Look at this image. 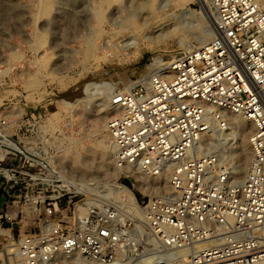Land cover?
Here are the masks:
<instances>
[{"label": "rangeland", "instance_id": "rangeland-1", "mask_svg": "<svg viewBox=\"0 0 264 264\" xmlns=\"http://www.w3.org/2000/svg\"><path fill=\"white\" fill-rule=\"evenodd\" d=\"M183 2L0 0V152H16L20 164L32 156L49 164L44 171L49 197H0V232H4L0 252L9 240L17 245L21 237L38 234L43 227L50 238L67 239L74 245L62 249L58 261L81 258L89 264H157L178 259L177 251L166 247L147 224V210L151 209L149 216H163L171 196L140 194L134 189L132 173L118 171L117 180L108 178L109 172L97 159L108 146L106 132L96 128L95 110L87 118L84 113L86 102L106 99V90L115 93L130 86L144 74L151 59L187 46L198 47L196 39L205 27L212 30L213 10L210 2V16L203 15L194 2L187 5L186 10L198 13L204 25L192 22L180 30L179 4ZM130 40L136 46L106 59L97 50L104 43ZM70 50L78 55L70 60L58 57ZM89 83L99 88L88 100L85 87ZM32 103L38 105L35 113L29 110ZM20 108L21 114L9 115ZM101 116L106 131L113 115ZM208 151L218 155L215 148ZM91 154L97 157L89 174L69 168L70 159ZM219 159L232 171L231 160ZM115 187H127L134 194L150 241L141 238L139 222L126 199L113 193ZM92 193L96 197H87ZM80 208L86 213L81 214ZM141 258L147 260L137 262ZM0 264H20V259L17 254L6 259L0 256Z\"/></svg>", "mask_w": 264, "mask_h": 264}, {"label": "built area", "instance_id": "built-area-1", "mask_svg": "<svg viewBox=\"0 0 264 264\" xmlns=\"http://www.w3.org/2000/svg\"><path fill=\"white\" fill-rule=\"evenodd\" d=\"M210 4L206 45L151 59L142 76L113 93L107 142L124 173H168L166 213L147 210L150 230L166 247L185 251L188 264H264V242L249 234L264 225V0ZM225 112L253 125L252 159L236 183L218 155L198 146L213 128L225 130ZM48 168L34 156L22 164L16 152L0 156V197H49ZM226 233L240 237L222 242ZM50 235L42 227L21 237L20 264H52L74 246Z\"/></svg>", "mask_w": 264, "mask_h": 264}, {"label": "bare ground", "instance_id": "bare-ground-1", "mask_svg": "<svg viewBox=\"0 0 264 264\" xmlns=\"http://www.w3.org/2000/svg\"><path fill=\"white\" fill-rule=\"evenodd\" d=\"M192 2L199 5L201 12L203 15L210 16L209 12H207V2H210V0H184L183 3L180 5L181 15H180V22H179V28L180 30H186L188 25L192 22H196L198 25H204V21L199 16V14H195L194 12H190L189 10H186V6L191 4ZM196 18V19H195ZM210 18H212V30L205 27L203 33L201 36H199L196 41L198 47L201 48L204 45H206L213 37V24H214V13H211ZM130 46H136L135 40H130L129 42L124 43H104L97 47V50L102 52L103 57L106 59L109 56L115 55L116 52L122 51L123 49H126ZM185 49L192 50L195 49L194 46H187ZM85 54H88V51L85 52ZM78 55L77 51H66L63 55H59L61 59L62 57H66L67 60L72 59ZM98 85L89 83L85 87L86 92V99H90L95 91L98 89ZM106 99L101 101V103H96V101L91 100V102L85 103V113L84 117L87 118L89 116V112L93 109L97 114L93 115V121L95 123V126L97 129L102 130L101 132H106L104 126H101V122L104 117H100L101 114H107V115H114L115 108L112 106V96L114 91L106 90ZM22 109L11 111L9 112V115L17 116L21 114ZM87 112V113H86ZM224 121H225V130L222 131L218 129L217 127L213 128L212 130L208 131L207 134H205L199 142V147L203 149H209V148H215L217 150L218 156L220 158L225 157L226 159L231 160L232 164V183H236L237 181L241 180L245 174V171L252 159V151H251V145H250V134L253 130V125L244 120L241 115L225 112L222 114ZM104 139L108 141L107 134L105 133ZM107 147L105 146L102 150V152L99 155V159L102 164L105 167L106 173H108V178H112L113 180L118 179V171H123L122 169H119L114 161H112L113 155L111 151H107ZM110 149V148H109ZM4 155V153L0 152V156ZM94 154L91 155H81L80 158L75 157L70 159L68 162L69 168H73L76 170H79L81 172L90 173L92 171L91 165L95 159ZM58 167V165H57ZM110 169V170H109ZM111 170H114L113 172H110ZM115 170L117 171L115 174ZM136 180L134 189L138 191L142 195H150L153 196L154 194H159L161 197H170L171 196V190L168 182V173L160 175V176H146L139 172L132 173ZM81 190V189H79ZM89 190V189H88ZM113 193L116 195H119L121 197H124L128 203V208L131 210L133 218L139 222L140 226L138 227V232H140V235L142 236L144 241H150V238H147L146 231L144 228V215L141 210H139L136 207L135 202V196L132 193L131 190H129L127 187H115L113 189ZM95 196L93 193L88 194L87 197ZM96 197V196H95ZM91 199L88 200V205L91 204ZM79 212L81 214L86 213L85 209H79ZM0 234H4V232H0ZM227 235L224 236V238L221 239L222 242L227 240H234L237 237H240L238 235H235L234 233L230 234L226 233ZM250 236L257 237L258 239L263 240L264 242V225L262 227H259L257 229H251L249 231ZM3 236V235H2ZM243 236V235H242ZM247 236V235H245ZM155 247V246H154ZM18 253L17 245L11 244L10 240L8 241V244L3 248L2 252H0V256H2L4 259L9 258L15 254ZM167 254V253H166ZM163 255V254H161ZM174 255L178 256L177 258L169 259L165 262H159L157 264H188L186 260V252L179 250ZM151 257H156L151 256ZM149 257V258H151ZM148 258V259H149ZM165 258V257H164ZM60 259V258H59ZM61 260V259H60ZM58 261V259L53 264H89L84 262V260L80 259H71L69 262H63ZM147 258H141L137 262L142 263L141 261H146ZM155 260H159L155 258ZM131 263V262H130ZM148 262H144L143 264H147ZM94 264V263H90Z\"/></svg>", "mask_w": 264, "mask_h": 264}, {"label": "crops", "instance_id": "crops-1", "mask_svg": "<svg viewBox=\"0 0 264 264\" xmlns=\"http://www.w3.org/2000/svg\"><path fill=\"white\" fill-rule=\"evenodd\" d=\"M37 108H38V105L37 104H34L32 103L29 110L32 112V113H35L37 112Z\"/></svg>", "mask_w": 264, "mask_h": 264}]
</instances>
